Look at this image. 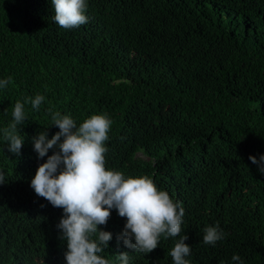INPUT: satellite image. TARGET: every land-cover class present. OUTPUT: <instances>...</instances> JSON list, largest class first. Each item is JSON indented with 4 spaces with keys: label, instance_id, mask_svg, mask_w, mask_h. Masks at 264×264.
Instances as JSON below:
<instances>
[{
    "label": "trees",
    "instance_id": "16d2710c",
    "mask_svg": "<svg viewBox=\"0 0 264 264\" xmlns=\"http://www.w3.org/2000/svg\"><path fill=\"white\" fill-rule=\"evenodd\" d=\"M86 5L88 22L63 29L51 0H0V80L12 78L0 88V264H66L56 227L63 209L30 186L58 151L38 158L32 142L59 131L55 112L77 127L107 116L105 168L147 176L180 202L190 264H237L234 254L264 264V175L249 160L264 155V0ZM37 94L45 99L34 110ZM17 101L26 114L18 156L3 136ZM110 212L97 226L112 234L99 254L109 264L121 252L129 264H174L179 237L162 234L150 253L133 251L116 239L126 218ZM217 225L224 238L205 244L203 229Z\"/></svg>",
    "mask_w": 264,
    "mask_h": 264
},
{
    "label": "clouds",
    "instance_id": "9594fccd",
    "mask_svg": "<svg viewBox=\"0 0 264 264\" xmlns=\"http://www.w3.org/2000/svg\"><path fill=\"white\" fill-rule=\"evenodd\" d=\"M51 3L54 20L61 28H77L88 22L86 0H51ZM11 82V77L0 80V88H7ZM44 99L37 94L31 99L32 108L38 110ZM12 117L13 122L3 129V136L8 152L18 156L24 139L18 125L26 120L24 104L20 101L15 103ZM110 124L106 115L96 114L77 127L71 117L55 112L51 125L59 131L50 139L46 131L32 138L38 158L45 157L50 149H58L38 166L30 186L36 195L63 209L64 215L56 227L60 238L66 241V264H109L99 254L108 247L112 234L98 230L97 226L107 223L111 209L126 218L123 231L116 237L126 248L147 254L157 247L162 234L179 237L169 255L174 264H190L185 259L191 251L185 243L188 237L181 235L184 209L180 202H173L147 176L126 178L120 171L105 168L104 142L109 138ZM249 160L264 175V155L259 160L249 156ZM0 183H5L2 172ZM203 231L205 244L214 245L224 238L218 225L206 226ZM93 235L96 239H92ZM129 259L127 252L119 254L120 264H129ZM231 259L243 264L237 254Z\"/></svg>",
    "mask_w": 264,
    "mask_h": 264
}]
</instances>
